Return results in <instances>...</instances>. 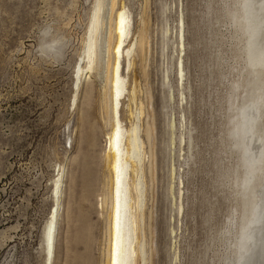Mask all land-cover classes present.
Segmentation results:
<instances>
[{
	"label": "rangeland",
	"instance_id": "374dc122",
	"mask_svg": "<svg viewBox=\"0 0 264 264\" xmlns=\"http://www.w3.org/2000/svg\"><path fill=\"white\" fill-rule=\"evenodd\" d=\"M93 1L0 0V264H44L42 230L58 169L62 191L52 264L104 260L108 206L101 209L100 193L109 127L96 72L82 78L72 105L74 70ZM235 1L123 0L131 34L141 17L148 23L145 75L139 54L123 73L129 86L136 79L138 101L155 125V178L147 200L151 264L228 261L227 230L237 198L224 172L237 155L225 135L226 97L245 65V41L225 13ZM181 20L183 101L176 78ZM122 103L127 124V98ZM172 121L175 137L184 123L182 144L176 138L172 145Z\"/></svg>",
	"mask_w": 264,
	"mask_h": 264
},
{
	"label": "bare ground",
	"instance_id": "6f19581e",
	"mask_svg": "<svg viewBox=\"0 0 264 264\" xmlns=\"http://www.w3.org/2000/svg\"><path fill=\"white\" fill-rule=\"evenodd\" d=\"M225 13L238 36L245 41V65L239 71V79L232 81L227 97L225 96L228 104L225 135L231 142V145L228 143L230 152L237 155L232 168L224 172L225 178L233 179L237 198L235 217L230 218V229L227 230L230 245L226 260L227 264H264V0H236L232 6H226ZM130 22L131 13L123 0H94L73 76L75 95L72 105L82 78H88L89 74L96 72L102 81L103 122L105 127H109L103 154L105 173L102 188L105 189L100 193L101 209L108 206V225L104 260L99 264H151L152 210L149 208L147 211V200L155 178V125L153 116L145 114L142 101H138L136 79L129 86L128 78L123 73L124 67L127 71L131 70L135 63L134 55L139 54L141 69L145 75L149 33L144 17L140 18L139 26L133 34ZM180 23L176 78L177 87L180 88V100L183 101L182 20ZM126 98L127 124L121 114L122 99ZM172 99L170 90L169 100ZM184 116L181 114L182 120ZM171 127L172 145L176 138L180 144L184 143L183 121L180 122L179 136L175 137L176 126L173 121ZM191 140L192 136H189V149L192 147ZM117 161L122 173L118 214L115 171ZM171 170L174 179L176 169L172 167ZM61 191L62 178L58 169L51 188L53 204L42 230L44 264H52L55 254ZM181 194L182 189L179 190V196ZM182 208L180 203L177 206L178 216ZM50 222L53 224L51 255L46 239ZM232 226L234 234L231 231ZM177 258L175 256V262Z\"/></svg>",
	"mask_w": 264,
	"mask_h": 264
},
{
	"label": "snow or ice",
	"instance_id": "6c2138e0",
	"mask_svg": "<svg viewBox=\"0 0 264 264\" xmlns=\"http://www.w3.org/2000/svg\"><path fill=\"white\" fill-rule=\"evenodd\" d=\"M77 76H79L78 73H77ZM116 141H117V145H118V143H119L118 135L116 136ZM117 152H118V147H117ZM115 171H116V201H117V214H118L119 197H120L121 189H122V187H121L122 173H121V169L119 166V161H117ZM58 188H59V184H58ZM46 239H47V244H48L49 255H51L52 244H53V224H52V222L49 223V226L47 228Z\"/></svg>",
	"mask_w": 264,
	"mask_h": 264
},
{
	"label": "clouds",
	"instance_id": "9594fccd",
	"mask_svg": "<svg viewBox=\"0 0 264 264\" xmlns=\"http://www.w3.org/2000/svg\"><path fill=\"white\" fill-rule=\"evenodd\" d=\"M44 30H42V32H43Z\"/></svg>",
	"mask_w": 264,
	"mask_h": 264
}]
</instances>
